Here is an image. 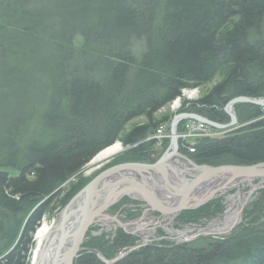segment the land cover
Segmentation results:
<instances>
[{
	"label": "trees",
	"instance_id": "trees-1",
	"mask_svg": "<svg viewBox=\"0 0 264 264\" xmlns=\"http://www.w3.org/2000/svg\"><path fill=\"white\" fill-rule=\"evenodd\" d=\"M215 80L180 113L226 125L229 102L264 99V0H0V264H26L59 190L97 154L121 142L130 149L118 165L146 163L156 146L146 139L169 123L155 115ZM234 109L242 128L198 140L194 154L180 142L179 152L198 166L264 163V108ZM142 117L147 123L126 130ZM260 207L222 241L147 247L116 264H264ZM222 211L215 201L178 224ZM134 241L122 230L111 241L89 232L74 264H104L96 252L112 260Z\"/></svg>",
	"mask_w": 264,
	"mask_h": 264
},
{
	"label": "water",
	"instance_id": "water-1",
	"mask_svg": "<svg viewBox=\"0 0 264 264\" xmlns=\"http://www.w3.org/2000/svg\"><path fill=\"white\" fill-rule=\"evenodd\" d=\"M238 104L264 108V99L237 98L229 102L225 112L230 117V123L226 125L197 114H176L170 127V147L157 162L120 164L93 178L53 221L52 226L56 223L58 225L57 246L52 264H74L84 250L86 235L94 224L112 220L124 228L117 218L110 217L107 212L125 197L145 204L153 213L175 218L183 212L201 208L212 201L216 194L240 179H264V163L247 167L198 166L179 152L178 127L182 123L195 121L219 131L235 130L238 128V118L234 107ZM150 156L151 154L145 155V158ZM177 160L185 161L188 168L180 170L175 166ZM217 181L220 183L210 187V184ZM209 187L210 191L205 192V188ZM75 203L80 204L74 211ZM98 256L105 264H115L125 255L111 262H107L100 254Z\"/></svg>",
	"mask_w": 264,
	"mask_h": 264
},
{
	"label": "rangeland",
	"instance_id": "rangeland-1",
	"mask_svg": "<svg viewBox=\"0 0 264 264\" xmlns=\"http://www.w3.org/2000/svg\"><path fill=\"white\" fill-rule=\"evenodd\" d=\"M82 42H83L82 38L78 37L75 39L74 45L76 47H79L82 45ZM135 48L139 49V45L136 44ZM216 82H217V80H215L211 83H208L201 88L183 90L181 93L182 97L180 96L181 99H184V96H183L184 94L195 93V95H194L195 99L192 100V102L191 101H185V103L183 104V107L198 101L203 96L204 93L208 92L216 84ZM177 99L174 100L173 102H171L169 105H167L168 107L166 106V107L162 108L155 115L156 121H160V120H163L165 118H167V121H169L168 125L165 127V135L169 136V138H167L166 140H168V139L171 140V133H168V129L170 130L172 120H173L174 116L177 114L175 112L176 110L173 109L174 104L177 101ZM145 123H147V120L143 117L136 119V120L132 121L130 124H128V126L126 127V130H129L133 126L145 124ZM243 126L244 125L238 124L239 129L242 128ZM212 129L213 128H211V130ZM226 134L227 133L222 131V133L217 134V137L209 138V139H221V138L225 137ZM201 139H204V138H199L198 140H201ZM166 140H164V142ZM198 140L196 141V143L198 142ZM116 143H119L123 147L122 153L114 156L113 158L109 159L107 162H104L99 166H96L94 168L89 167V164L98 155L97 154L76 176L71 178L64 185V187L61 190H59V192H60L59 198H57V200L52 202V204L50 206V210L46 213V215H44V217L42 218V221L40 223V226L36 229V231L32 235V246L29 248V251L26 254L27 255L26 264H33V251L36 248L35 236H36L38 229L43 224V222L47 221L48 223H53V221L57 219L58 215L62 212V210L68 205L67 204L65 207H62V203H63L64 199L66 197H68V195L74 189L78 188L82 184L88 183L93 178H95L97 174L101 173L102 171H104V170H106L112 166L118 165L121 158L129 151L130 148L125 147L121 142H116ZM169 147H170V144H169ZM167 150L165 151L163 146L156 145L154 150L151 151L152 153H150L151 154L150 158L144 157V159L147 160V162L142 163V164H152V163L157 162L167 152ZM175 166H177L180 170H183L186 167H188V164H186L185 161L177 160V162H175ZM217 183H220V182L217 181ZM206 189H205V192L208 190V189L207 190ZM59 192H57V193H59ZM249 193H251L252 196H251L250 200H248L245 203L244 208H242V222L237 224L234 227V229L231 230L229 233L223 234V233L213 232L212 227L217 225L218 223H221V222L223 223L225 217L227 216L226 213L230 209L232 212L236 211L238 205H240L243 201L245 202L247 199H249L248 198ZM219 194L222 196H220L218 199L220 200V203H222L224 205V210L222 211L221 214L214 215L211 218L201 219L195 223L190 222L188 224L187 223L182 224L185 226V228H184V226L179 228L180 224H178L179 223L178 217L180 215L175 217V218L174 217L171 218L172 216H166L165 217L166 219L172 220L171 223L166 222V219H165V221L160 223L161 226L158 225L156 227H153V226H150L151 224H149L148 229H151V228H154V229H151L150 233H148V232L146 234L144 233L146 240L141 239L140 235L137 234L136 236H133V238L135 237L134 238V240H135L134 245L129 247V248L134 249V247H135L134 250H136V251L141 250L143 248H147V247H152V246L163 247L166 245L170 246V247H172V246L173 247L174 246H176V247H178V246H189V247H194V248H204L211 241H222V240L226 239L227 237H229L233 233H235L238 229H241L245 224H247V223L253 221L255 218H257L258 217L257 215H254L253 213H251L252 208H258V206H261L260 212L263 213V216H264V184H260L259 180H255L253 182H246V183L242 184L241 186L237 185L235 188L222 191ZM76 195H74V197ZM74 197H72L71 200ZM126 199H129V198H127V197L123 198L117 204H115L113 207H111L107 212V213H109L110 216L118 218V220L122 223V225H124V228L115 221L110 220L106 224L101 222L100 223V224H102L101 227L100 226H94L93 227V228L96 227L97 229H100L102 232H104L103 234L99 235L100 237H105L106 240H111L114 238L115 234H117L119 230H122L125 233L129 232L130 229L132 228V226L129 224H131V223L133 224L136 222L138 223V225L140 224V218L142 217V212H143V210L140 206H144V208H146L145 204L137 202V201H133L131 199H129L130 200L129 203L122 204V202ZM128 205H130L131 207L130 206L127 207ZM131 214H134L135 217L130 218ZM250 217H252V218H250ZM156 221H158V220H156ZM173 222H176V224H173ZM125 224L126 225L128 224V225L125 226ZM153 225H155V224H153ZM187 225H191L192 227H186ZM219 225H223V224H219ZM189 228H191V229H189ZM104 229L107 231H105ZM193 229H195V231H193V233H192L190 230H193ZM199 229H206L207 233H204V231H199ZM92 231L93 230L90 228L89 232H92ZM210 231H212L213 233H210ZM89 232L86 235L85 242L87 241V236L89 235ZM168 232H170V233H168ZM178 232H189L191 234L187 233V235L190 238H187L185 240L186 237H181L179 234H177ZM107 234H111V235L107 236ZM116 236H115V238H116ZM119 253L116 255V257L114 259H117V257L120 256ZM123 253H125V252H123ZM96 254H97V257L99 258V256H98L99 253L96 252ZM126 257H127V255H125L120 261H122ZM103 258L106 260L105 257H103ZM107 261H111V260H107Z\"/></svg>",
	"mask_w": 264,
	"mask_h": 264
},
{
	"label": "bare ground",
	"instance_id": "bare-ground-1",
	"mask_svg": "<svg viewBox=\"0 0 264 264\" xmlns=\"http://www.w3.org/2000/svg\"><path fill=\"white\" fill-rule=\"evenodd\" d=\"M195 93H192V94H190V93H187V94H184L183 96H184V99H181V97H179L178 99H177V101L175 102V104H174V107H173V109L174 110H176L175 112L177 113V114H181L180 113V110L182 109V107H183V104L185 103V101H191L192 102V100H194L195 99ZM197 102V101H196ZM192 104V103H191ZM191 104H189V105H187V107L188 106H190ZM256 106V105H255ZM168 107V106H167ZM235 110V109H234ZM236 113V112H235ZM188 114H192V113H188ZM200 116V115H199ZM263 116H264V109H263ZM230 118V117H229ZM238 118V117H237ZM192 124H199V122H195V121H186V125H185V127H188V126H190V125H192ZM238 124H239V120H238ZM207 126V125H206ZM160 128V127H159ZM158 128V129H159ZM239 128H237V129H235V130H238ZM213 131L215 130V129H212ZM235 130H223V132H225V133H230V132H233V131H235ZM215 133H217V134H220V133H222V131H219V130H215L214 131ZM156 133V132H155ZM155 133L152 135V136H150L149 138H147L146 139V141L145 142H154V144L155 145H158L157 144V140L156 139H154L153 137H154V135H155ZM178 143H179V145H180V138H179V133H178ZM209 139V138H208ZM164 143V142H163ZM182 145V144H181ZM159 146V145H158ZM160 146H163V144L162 145H160ZM122 151H123V147L119 144V143H116V144H113L112 146H110L109 148H107V149H105L104 151H102L101 153H99L93 160H92V162L89 164V167H91V168H94V167H96V166H99V165H101L102 163H104V162H107L109 159H111V158H113L114 156H116V155H118V154H120V153H122ZM150 153H152V152H147V153H145L143 156L145 157V155H150ZM192 154V153H191ZM194 154V153H193ZM259 164H261V163H259ZM116 166V165H115ZM113 167V166H112ZM221 167V166H220ZM241 167H247V166H241ZM186 168H188V167H186ZM255 180H259V182H260V184H264V179H254V180H244V179H240V180H238L237 182H234V183H232L231 185H229L225 190H229V189H232V188H235L237 185H239V186H241L242 184H244V183H246V182H253V181H255ZM222 181V180H221ZM220 182V181H219ZM217 184H219V183H217V182H215V183H213V184H210L211 185V187H213V186H215V185H217ZM255 188V187H254ZM206 189V188H205ZM208 189V190H207ZM206 190L207 191H210V189L211 188H207ZM225 190H223V191H225ZM220 196H222V195H220L219 193L218 194H216L215 195V197H214V199H212V201H210L209 203H207L206 205H208V204H210V203H212V202H215V201H219L220 202V200L218 199ZM251 193H249V196H248V198L249 199H247L245 202L243 201L240 205H238V207H237V210L236 211H234V212H232L231 211V209L226 213L227 214V216L225 217V219H224V221H223V223L221 222V223H218L217 225H215V226H213L212 227V231L213 232H216V233H223V234H225V233H229L231 230H233L234 229V227L237 225V224H239V223H241L242 222V208H244V206H245V203L248 201V200H250V198H251ZM165 198H167V196H164ZM170 197V196H169ZM242 197V196H241ZM217 199V200H216ZM242 200V199H241ZM240 200V201H241ZM79 204L80 203H75L74 204V206H73V209H74V211L78 208V206H79ZM221 204V206H222V208H223V210H224V205L222 204V203H220ZM206 205H204V206H206ZM204 206H202V207H204ZM201 207V208H202ZM201 208H199V209H201ZM198 210V209H197ZM194 211H196V210H194ZM107 215H109V213H107ZM110 216V215H109ZM110 217H112V218H116V217H113V216H110ZM118 219V218H117ZM110 220H103L102 221V223H107V222H109ZM112 221V220H111ZM167 222H169V223H171L172 222V220H168ZM101 222H98V223H96V224H94L93 226H91L90 228L93 230L92 232H91V236L92 237H94V238H97L99 235H101V234H103L104 232H102L100 229H97L96 227L95 228H93L94 226H102V224H100ZM134 224V225H133ZM131 223V224H129V225H131L132 226V228L130 229V231L129 232H126L127 233V235H129V236H131V237H133V236H136L137 234H139L140 235V237H141V239H143V240H146V238H145V236H144V234L143 233H145V232H147V229H148V227H146V229H143V227H141V226H139L138 225V223L136 222V223ZM173 224H176V222H173ZM219 224H223V225H219ZM53 225V223H48L47 221H45V222H43V224L41 225V227L38 229V231H37V233H36V236H35V242H36V248H35V250L33 251V264H52V262H53V258H54V253H55V249H56V246H57V231H56V229H57V223L54 225V226H52ZM128 225V224H127ZM126 224H125V226H127ZM182 226H184V225H182V224H180L179 225V228L180 227H182ZM145 227V226H144ZM186 227H192L191 225H187ZM184 228H185V226H184ZM151 229H154V228H151ZM189 229H191V228H189ZM90 230V229H89ZM105 230V229H104ZM105 231H107V230H105ZM192 233H193V231H195V229H193V230H190ZM199 231H204V233H207V231H206V229H199ZM212 231H210V233H213ZM168 233H170V232H168ZM187 233L188 234H191V233H189V232H178L177 234H179L181 237H186L185 238V240L187 239V238H190L188 235H187ZM209 233V232H208ZM111 234H107V236H110ZM117 234H115V236H116ZM172 235V234H171ZM178 235V236H179ZM115 236H114V238H115ZM100 237V236H99ZM113 238V239H114ZM135 238V237H134ZM113 239H111V240H113ZM110 240V241H111ZM134 249H135V247H134ZM134 249H132V248H129V247H127L126 249L125 248H123L122 250H121V252L119 253L120 254V256L119 257H121V256H123V255H129V254H131V253H133V252H135L136 250H134ZM123 252H125V253H123ZM100 256L102 257V255L100 254ZM119 257H117V258H119ZM113 260H115V259H112L111 261H113ZM106 261H107V259H106ZM111 261H107V262H111ZM120 261V260H119ZM118 261V262H119ZM118 262H116V263H118ZM115 263V264H116Z\"/></svg>",
	"mask_w": 264,
	"mask_h": 264
},
{
	"label": "built area",
	"instance_id": "built-area-1",
	"mask_svg": "<svg viewBox=\"0 0 264 264\" xmlns=\"http://www.w3.org/2000/svg\"><path fill=\"white\" fill-rule=\"evenodd\" d=\"M217 137V133L213 132L209 126H206L203 123L192 124L188 127H185V131L179 134V138L181 139L182 147L187 148L190 153H195V144L199 138H215ZM157 140V144L160 146L163 144L164 140L169 138V136L165 135V126L160 127L154 137ZM169 218V217H168ZM172 218V217H171ZM165 217H152V218H140L139 226L146 229V227L150 226L156 227L161 226L160 223L165 221ZM158 220V221H156ZM171 220V219H169ZM168 219H166V222ZM155 224V225H153ZM145 226V227H144ZM151 229H147V232L150 233ZM145 232V234L147 233ZM144 234V233H143Z\"/></svg>",
	"mask_w": 264,
	"mask_h": 264
},
{
	"label": "flooded vegetation",
	"instance_id": "flooded-vegetation-1",
	"mask_svg": "<svg viewBox=\"0 0 264 264\" xmlns=\"http://www.w3.org/2000/svg\"><path fill=\"white\" fill-rule=\"evenodd\" d=\"M130 205H128L127 207H129ZM131 207V206H130ZM143 210L142 212V217L143 218H152L154 217L155 215L150 211V209L148 208H144V206H140ZM125 208V207H124Z\"/></svg>",
	"mask_w": 264,
	"mask_h": 264
}]
</instances>
